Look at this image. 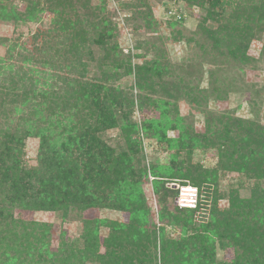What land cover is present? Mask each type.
Listing matches in <instances>:
<instances>
[{
    "label": "trees",
    "instance_id": "obj_1",
    "mask_svg": "<svg viewBox=\"0 0 264 264\" xmlns=\"http://www.w3.org/2000/svg\"><path fill=\"white\" fill-rule=\"evenodd\" d=\"M14 1L0 0V20L27 24L40 23L43 12L53 16L44 28L32 32L28 47L25 42L0 39L5 46L0 56V264H264V124L229 112L208 114L204 130L196 132L175 111L164 126L182 123L176 138H167L160 124H145V129L152 128L151 136L166 141L179 155L186 148L189 152L199 148L213 149L217 157L214 167L191 162L189 154L172 166L150 164L159 201L155 222L142 188L147 168L132 139L136 124L112 115L111 106L122 91L107 83L130 76L132 65L131 57L118 54L110 39L115 25L104 16L106 2L23 0L24 9L17 11ZM234 1L240 6L239 0ZM248 1L236 12L237 24L231 30L209 33L214 44L229 41L224 56L241 64L253 60L245 49L264 31V0ZM139 3L138 15L150 25L147 0ZM230 3L212 0L208 12ZM93 47L99 48V56H94ZM94 62L98 74L91 70ZM148 63L135 65L141 88L154 71L147 70L155 67ZM90 73L98 77L88 79ZM216 82H210V91L222 97ZM200 91L205 97L207 90ZM110 127L120 128L124 145L119 150L102 143L101 134ZM29 137L38 139L33 163L24 158ZM220 172L253 181L242 192L240 180L235 188L219 191ZM172 178L188 179L177 184L189 183L199 190L206 186L197 209L174 204L177 189L165 186ZM221 199L227 200L225 207ZM206 203L209 218L200 216L199 223L194 215L201 209L204 213ZM95 207L127 212V221L81 216ZM14 208L52 211L61 220L73 213L82 229L72 239L60 232L54 246L52 223L15 218ZM170 225L178 228L177 238L167 235ZM102 227L107 234L101 238ZM217 248H232L233 258L218 259Z\"/></svg>",
    "mask_w": 264,
    "mask_h": 264
},
{
    "label": "rangeland",
    "instance_id": "obj_2",
    "mask_svg": "<svg viewBox=\"0 0 264 264\" xmlns=\"http://www.w3.org/2000/svg\"><path fill=\"white\" fill-rule=\"evenodd\" d=\"M91 5L99 2L105 3L104 16L114 25L112 43L117 45L118 54L129 55L131 57L132 73L123 77L120 81L112 80V87H118L122 93L111 106L112 115L127 118L136 124L135 136L132 139L138 143L143 155V164L147 168V177L143 180L142 188L151 220L158 221L159 201L153 185V179L149 167L151 163L159 166H171L180 162L190 155L193 163L201 164L204 167H214L217 162L216 152L213 149L195 148L191 152L185 149L186 153L179 155L176 148L169 147L166 141L150 135L152 128L145 129V124H160L167 138H176L180 131V126L176 122L175 127H165L166 120H173L175 111L178 117L184 120L185 124L193 126L196 132L204 130L205 118L208 114L214 115L231 113L234 117L245 120H253L261 125L264 124V31L254 36L249 41L245 49L246 55L253 60L241 64L231 56H226L225 48L228 42L213 43L210 32L221 31L223 28L231 30L232 25H236V12L247 7L248 0H239L240 6L234 3L238 1L230 0V5H215L211 9L212 0H147L148 9L152 15V23L148 25L139 17L138 8L141 0H90ZM139 3V4H138ZM138 4V5H137ZM17 11H22L25 7L23 0L14 1ZM144 8V7H143ZM147 7L144 8L146 10ZM171 10L173 13H169ZM181 16L174 21L173 17ZM207 15V17H206ZM53 14L43 12L41 14V24L39 22L15 23L14 21L0 20V39H8V43L18 40V43L25 42L26 47L30 46V35L38 27L44 28L52 18ZM204 17V19H203ZM206 30V31H205ZM93 34V32H92ZM222 34L221 36H225ZM214 41V40H213ZM238 40H235L237 44ZM209 43V44H208ZM239 45V43H238ZM155 46V47H154ZM240 47H242L240 45ZM94 56L100 55L98 47H93ZM159 50V51H156ZM5 53V46L0 44V56ZM138 55V57H136ZM225 55V56H224ZM149 62L147 70L153 69L151 75L146 78V82L139 86L135 77V65ZM98 64V63H97ZM96 62L91 65V70L95 73L99 68ZM210 75V72H213ZM98 77L90 73L88 79ZM217 81L222 89L221 96L211 92V81ZM183 82H187L184 84ZM205 88L207 94L201 92ZM195 91L191 93L184 90ZM195 96H197L195 98ZM145 105V106H144ZM165 115L167 117H165ZM102 143L107 147L119 150L124 142L121 137L119 127H110L101 134ZM38 139L29 137L24 143L25 159L29 163L35 161ZM175 151L177 156L175 155ZM240 180L243 183L241 192L253 181L236 173H219L217 188L227 191L235 188ZM181 182H190L188 179L172 178L165 184L168 188ZM240 182V183H241ZM205 187L201 186L202 200L205 197ZM204 202V201H202ZM221 206L227 205L226 199L220 200ZM206 209L202 213L196 212L194 219L202 222V217L208 220L210 210L206 203ZM208 208V209H207ZM202 213V214H201ZM85 218H107L121 222L127 221V212H120L113 208H89L81 213ZM15 218L25 220H38L52 223V240L55 246L58 242L59 233L65 231V236L69 239L77 237L82 229L79 217L69 214V218L61 220L55 212L47 210H25L13 209ZM206 221V220H205ZM159 225V224H156ZM167 235L177 238L180 234L175 226H167ZM107 234L106 228L99 229L100 237ZM216 257L221 260L233 258L232 248L216 249ZM87 264H93L87 262Z\"/></svg>",
    "mask_w": 264,
    "mask_h": 264
},
{
    "label": "built area",
    "instance_id": "obj_3",
    "mask_svg": "<svg viewBox=\"0 0 264 264\" xmlns=\"http://www.w3.org/2000/svg\"><path fill=\"white\" fill-rule=\"evenodd\" d=\"M177 195L174 204L180 209H197L202 200V192L189 183L176 184Z\"/></svg>",
    "mask_w": 264,
    "mask_h": 264
}]
</instances>
